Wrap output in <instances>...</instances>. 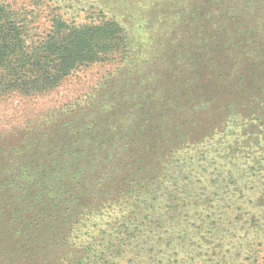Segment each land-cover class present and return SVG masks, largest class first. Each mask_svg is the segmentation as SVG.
Instances as JSON below:
<instances>
[{
  "label": "trees",
  "instance_id": "trees-1",
  "mask_svg": "<svg viewBox=\"0 0 264 264\" xmlns=\"http://www.w3.org/2000/svg\"><path fill=\"white\" fill-rule=\"evenodd\" d=\"M119 17L71 27L56 15L28 46L23 18L0 0V98L42 95L77 67L126 55ZM141 83L101 89L55 126L0 135V264H264V186L252 187L264 99L209 101L189 82L164 103ZM238 107L248 132L232 129Z\"/></svg>",
  "mask_w": 264,
  "mask_h": 264
},
{
  "label": "rangeland",
  "instance_id": "rangeland-1",
  "mask_svg": "<svg viewBox=\"0 0 264 264\" xmlns=\"http://www.w3.org/2000/svg\"><path fill=\"white\" fill-rule=\"evenodd\" d=\"M2 3L23 18L28 46L49 35L51 20L56 15L71 27L97 25L111 18L121 20L119 16L123 15L132 40L126 55L77 67L49 92L0 98V135L32 125L55 126L56 115L85 106L101 89L118 91L141 81L145 90L152 86L154 91L159 90L161 99L169 87L181 88L189 82L191 86L211 90L209 101L212 98L223 101L232 93L231 99L240 100L238 95H243L245 102L241 106L253 108L264 99V0H2ZM250 90L262 92L257 95ZM239 107L231 112L232 129L242 123V129L248 132L253 122L250 117L241 119L247 109L242 111ZM213 139L212 143L217 141L221 145L217 136ZM217 166L213 164L207 169L210 172ZM262 175L264 170L252 182L254 191L264 186L259 184ZM200 181L204 183L200 188L207 185L203 178ZM254 191L247 199L255 198Z\"/></svg>",
  "mask_w": 264,
  "mask_h": 264
}]
</instances>
